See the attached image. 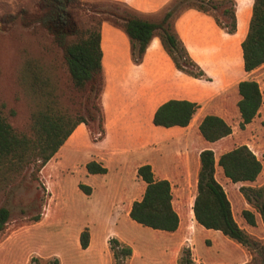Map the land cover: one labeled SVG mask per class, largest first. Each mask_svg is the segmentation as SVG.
Wrapping results in <instances>:
<instances>
[{"label":"rangeland","instance_id":"rangeland-1","mask_svg":"<svg viewBox=\"0 0 264 264\" xmlns=\"http://www.w3.org/2000/svg\"><path fill=\"white\" fill-rule=\"evenodd\" d=\"M82 2L84 8L77 16L82 27L89 20L88 3L96 2L100 9L118 12L128 8V4L120 0ZM37 5L38 0H0V15L24 9L33 17ZM247 11L245 8L240 17L235 35L237 41L247 31ZM101 34L104 79L96 102L101 108L102 134L98 136L101 129L96 116L93 122L77 125L39 170L32 164L12 181H5L0 176L3 179L0 180V206L9 210L8 220L0 231V264H185L186 259L191 264H246L251 251L220 231L197 224L190 208L196 193L193 175L199 169L198 151L210 148L218 157L226 150L246 144L262 163L258 177L251 182L231 183L218 170L216 178L227 193L238 225L254 240L263 243L264 225L240 186L257 188L264 183V64L249 75L258 82L262 93L259 113L252 122L243 127L239 125L237 86H230L210 99L205 112L222 116L232 126V133L214 143L202 142L199 136H192L189 146L181 147L176 157L169 148H164L162 153L167 155V161L163 164L155 162L156 174L163 175L165 171L169 178L173 206L180 219L175 231L166 232L143 226L128 215L131 203L141 198L145 188V183L136 176V168L145 161L146 155L130 149L139 147L144 140L133 135L149 126L147 112L139 103L147 75L132 61L128 38L122 30L103 22ZM235 57L238 58L237 53ZM235 57L233 55V61L227 59L225 67L229 68L223 70L220 78L241 76L245 79L242 55L239 60ZM165 64L159 60L160 74L156 75V81L161 85L166 83L162 73ZM27 68L40 71L42 76L49 78L54 87L53 108L56 103L58 108L71 115L87 116L85 110L91 109L93 99L86 102L85 92L72 87L61 50L49 33L36 21L28 26L18 21L3 25L0 21V113L18 133L32 134L31 114L45 101L30 92L25 76ZM170 69L172 81L176 82L172 64ZM205 80L194 83L197 87L209 85ZM171 95L174 93L165 94ZM196 135H199L198 131ZM91 160L105 167V173L88 172L86 164ZM79 184L89 190L81 189ZM243 209L253 213L254 225H249L243 218ZM83 230L88 232L86 248L80 245ZM113 247H130L131 254H120L115 258Z\"/></svg>","mask_w":264,"mask_h":264},{"label":"trees","instance_id":"trees-1","mask_svg":"<svg viewBox=\"0 0 264 264\" xmlns=\"http://www.w3.org/2000/svg\"><path fill=\"white\" fill-rule=\"evenodd\" d=\"M89 20L82 27L78 19L79 10L84 8L82 0H38L37 11L32 17L24 9L17 13L5 12L0 15L3 25L15 21L28 26L36 21L51 36L61 50L63 64L69 75L72 87L82 93L85 101L92 98L91 109L86 108L87 116L71 115L65 110L52 107L55 95L49 78L40 71L27 68L25 76L32 94L45 99L31 114L32 134L18 133L0 113V176L12 181L16 175L36 164L39 170L64 144L80 123L88 124L99 118L98 136L102 134L101 108L96 100L103 88V66L101 49V24L108 22L119 28L129 41L130 56L134 63L142 62L146 48L153 37H158L165 53L174 68L192 78L207 76L201 66L190 56L180 38L176 18L186 9L193 8L209 15L216 25L228 34L237 29L235 0H170L158 18L142 16L130 8L100 9L96 2L88 3ZM115 6V5H114ZM243 69L246 73L264 64V0H253L247 31L240 43ZM237 110L239 125L252 122L259 113L262 93L258 82L253 78L241 79L237 83ZM200 104L186 99L170 98L157 106L150 122L154 126H187L197 114ZM198 132L207 142H216L232 133V126L220 115L207 113L199 119ZM216 165L221 174L231 183L254 181L262 170V163L246 145L240 144L219 154L215 160L214 151L205 148L199 152V169L196 181L192 211L197 224L207 229L220 231L223 235L246 246L251 258L246 264H264V241L254 240L236 222L230 200L223 185L216 178ZM88 172L105 173L106 168L96 161L86 164ZM136 176L145 183L140 199L134 200L128 211L129 217L156 230L173 232L179 226V215L173 206L171 183L165 178L156 179L151 165L144 163L136 168ZM3 181V179L0 178ZM79 187L88 191L83 184ZM245 199L258 212L264 225V183L252 188L240 186ZM242 216L249 225L255 224L253 213L242 210ZM9 217V210L0 206V231ZM116 243V240L112 239ZM82 248L88 246V232L80 234ZM130 255V247L115 248L113 255ZM185 264H191L189 259Z\"/></svg>","mask_w":264,"mask_h":264},{"label":"crops","instance_id":"crops-1","mask_svg":"<svg viewBox=\"0 0 264 264\" xmlns=\"http://www.w3.org/2000/svg\"><path fill=\"white\" fill-rule=\"evenodd\" d=\"M120 1L126 2L128 6H131L132 8L138 10V12L140 11L139 13L141 15L143 14L142 16H153L151 18H154V15H156L160 10L164 9L170 2V0ZM235 1L237 29L233 34L226 33L216 25L214 20L209 15L193 8L184 10L175 20L176 30L184 45L186 46L188 53L201 66L209 80H205L204 78L200 79L189 77L174 68L177 81L173 82L171 77L172 71L170 69L172 62L163 50L158 37H153L148 47L146 48L142 59L143 61L139 64L140 68H142L143 72L147 75L146 81L144 82L140 90L139 103L147 112L149 126H147L145 130L137 132L133 135L136 138H141L144 140L141 141V145H139V147H131L132 149L130 150H132L131 152L139 151L142 154L144 153L143 155H146L145 161L142 160L141 162L142 164L148 163L151 165L154 177L156 179L165 178L169 180L165 171H163V175H157L154 168L155 162L163 164V161H167V155H164V153H162L164 148H169L173 153V157H176L181 147L187 148L189 146V141L192 136H199V138L203 140L202 142H207L200 136V134L196 135V131H198L197 126L199 119L205 114L210 113L208 112V110L205 112V110L210 106V99L215 98L223 90L230 86H237V83L241 79H243L241 76H235L231 79L220 78L221 73L224 72L223 70L226 68L225 66L227 65V61H233V55L234 57L236 53L238 55V58L235 57V60H239L241 58L242 53L240 43L245 36L246 30L239 41H237L235 35L239 28V21L241 15L243 14V10H245V8L246 10H248L247 22L248 18H250L249 15L251 14V6L253 0ZM102 38L103 37L101 34L100 44H102ZM107 48L110 49L108 46ZM128 51L130 55L129 47ZM103 53L104 52L102 50V58ZM159 60H163L166 63L165 69L162 72L163 78L166 81L164 85H161L159 83L160 81H156V75L160 74V69L158 68ZM227 68H229V66ZM256 70L246 73L245 78H248L249 75L256 72ZM204 80L207 81L208 84H210H202V86L197 87L194 83L199 81L202 82ZM166 92H172L174 93V95L167 97L165 96ZM170 98L186 99L200 104V110L192 118L191 122L187 126H171L165 128L154 126L150 122V118L157 106ZM152 148H156V151L153 152ZM200 150H203V148H201ZM200 150L198 151V161ZM153 153L156 154L155 157ZM184 153L187 155V152L185 150ZM179 155L181 156V153ZM217 158L218 157H216L215 155V160H217ZM157 168L162 169L159 165H157ZM218 168L219 167L216 165V173L218 170H220ZM193 176L195 178L197 176V173ZM190 211L192 212V218L195 221L193 217L192 206L190 208Z\"/></svg>","mask_w":264,"mask_h":264}]
</instances>
